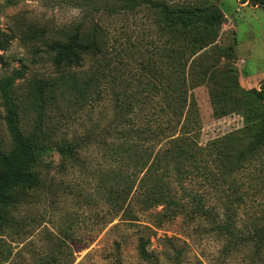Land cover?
<instances>
[{
  "label": "trees",
  "instance_id": "1",
  "mask_svg": "<svg viewBox=\"0 0 264 264\" xmlns=\"http://www.w3.org/2000/svg\"><path fill=\"white\" fill-rule=\"evenodd\" d=\"M246 1L264 6V0ZM64 2L78 9V21L62 28L35 27L27 32L30 35L27 39L43 46L34 44L35 50L45 53L50 65L60 74L52 89L50 83L46 95L43 94L45 82L34 80L33 83L39 89L42 106L45 100L55 104L60 96L67 105L78 110L97 109L99 116L92 127L95 131L85 130L69 141L55 140L52 130H43L40 121L31 130L21 129L12 89L15 78L24 75L26 64L0 79L11 137L10 142L2 146L4 149H0V225L8 229V234L18 232L20 222L10 210L36 201L34 194L38 190L50 188L42 172L43 151L53 146L56 152H64L60 154L63 161L60 164L64 167L67 162L73 165L78 162L81 147L98 141L108 146L113 161L131 170L123 179L126 181L123 185L116 183L113 189L116 198L122 196L125 200L133 189L132 177L149 169L158 171L157 165L166 164L165 169L175 172L177 179L200 177L202 183L211 184L215 191L225 196L224 219L220 220L215 207L207 206L203 193L184 187L180 188V197L171 189L161 193L163 217L172 220L185 215L190 219H209L212 228L227 237L230 250L239 246L252 247L253 256L261 260L264 201L259 200L260 204L253 208L258 214L252 231H235V217L237 208L246 204L245 198H254V194L264 197V82L256 90L255 97L238 106L242 126L209 140L204 146L197 142L200 122L191 89L207 83L222 59L234 55L233 49L218 44L224 14L217 0ZM138 15L145 16L150 26L132 35L136 38L151 36V40H146L139 70L128 74V68L111 66L109 51L117 38L110 28L122 22L119 32L129 41L131 35L125 21ZM10 41L11 37L0 30L1 51L9 47ZM87 61L95 68L88 71L78 68ZM0 63L5 64L2 54ZM109 110L111 116L104 124ZM147 135L151 136L149 140L144 139ZM107 136L113 142L108 143ZM168 242L171 245L172 240ZM148 244L149 241L142 238L137 248L143 261L169 264L166 252V261L160 260L148 250ZM56 246L60 250L63 248L61 243ZM5 251L8 254L7 250L0 249V263L8 258ZM53 259L48 257L44 262L51 264Z\"/></svg>",
  "mask_w": 264,
  "mask_h": 264
},
{
  "label": "rangeland",
  "instance_id": "2",
  "mask_svg": "<svg viewBox=\"0 0 264 264\" xmlns=\"http://www.w3.org/2000/svg\"><path fill=\"white\" fill-rule=\"evenodd\" d=\"M64 1L0 0V30L11 37L9 47L0 50L5 60V64L0 63V79L26 64L24 75L15 78L12 89L20 128L31 130L40 121L43 130H52L55 140L70 141L75 134L95 131L92 127L99 116L98 110L91 107L78 110L60 96L55 104L45 100L42 106L39 89L33 81L45 82L43 94L46 95L50 83L52 89L60 74L50 65L45 53L35 50L34 44L43 46L27 39L30 36L27 32L35 27L62 28L79 20L78 9ZM217 2L224 14L218 44L233 49L234 55L222 59L207 83L191 89L199 114L200 146L242 126L237 108L255 97L264 82V6L246 0ZM125 22L131 39L127 41L120 34L122 22L114 23L110 29L117 41L113 42L109 58L112 67L128 68L129 74L139 70L146 40H151V36L136 38L132 34L147 29L150 22L143 15L131 16ZM78 68L88 71L95 66L87 61ZM108 116L110 110L103 117L104 124ZM6 117L7 108L0 93L1 150L11 138ZM107 142L113 139L107 136ZM107 150L108 146L98 141L85 144L80 148L78 162L64 163V167L60 164L63 162L60 154L64 152H56L53 146L42 152V172L51 186L38 190L34 194L36 201L10 210L20 222L18 232L8 234V229L0 225V249L8 251V254L5 251L7 260L0 264H46L44 260L48 257L54 258L51 264H149L138 254L142 238L149 241L148 250L160 260L166 261V252L169 264H264V254L257 260L252 247L230 250L227 237L212 228L209 219H190L185 215L172 220L163 217L161 193L171 189L180 197V188L184 187L203 193L207 206L215 207L223 220L225 196L211 184L202 183L200 177L177 179L175 172L161 164V167L157 165L158 171L137 173L132 177L134 185L127 198H116L113 190L116 183L123 185L131 170L113 161ZM259 200L264 201V197L254 194V198H245L246 204L237 208L235 231H252L258 214L253 208H257ZM168 239L172 240V247ZM58 243L63 247L61 250L56 246Z\"/></svg>",
  "mask_w": 264,
  "mask_h": 264
}]
</instances>
